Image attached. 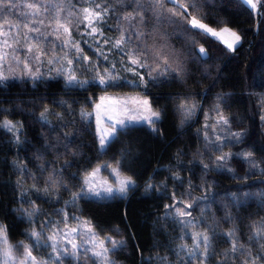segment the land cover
Here are the masks:
<instances>
[{"label": "trees", "instance_id": "trees-1", "mask_svg": "<svg viewBox=\"0 0 264 264\" xmlns=\"http://www.w3.org/2000/svg\"><path fill=\"white\" fill-rule=\"evenodd\" d=\"M99 1L108 9L104 33L135 34L125 51L129 54L139 45L135 57L152 68V72L147 67L139 69L146 80L155 75L156 58L163 65L160 52L170 57L173 69L177 65L179 69L150 81L147 88H137L133 82H139V77L124 71L115 72L120 79L106 90L96 83L69 87L61 75H43L35 82L31 77L0 82V125L5 121L15 125L12 131L0 127V224L7 228L8 241L33 243L27 238L33 228L39 230L49 217L62 220L67 211L90 219L101 237L124 241V247L113 253L122 264L187 262L186 252L177 255L182 251L179 246L191 248L193 235L205 232L215 233L213 254L206 264H243L249 249L253 254L264 252V240L249 239L264 226V7L253 10L241 0ZM153 3L161 6L153 8ZM179 5H184L187 15ZM131 13L138 14L137 31L125 29L124 18ZM192 16L203 17L215 28L236 30L240 45L231 51L211 36H193L192 31L198 30L191 29ZM201 47L207 52L204 57L199 54ZM108 51L104 61L89 57L108 69L117 57L127 58L113 45ZM102 92L147 93L153 108L161 111V119L153 126L137 124L126 129L101 152L92 110ZM184 102L198 107L181 124L184 114L178 108ZM82 111L91 116L82 118ZM221 115L229 119L228 125H217ZM231 133L243 136L231 142ZM226 153L232 156L223 170L217 169L216 156ZM245 153H251L255 167ZM116 160L122 163V175L135 181L127 195L107 201L78 198L73 205L72 197L84 186L86 171L105 162L115 167ZM48 187L51 192L45 193ZM186 204H193L187 209L191 215L178 216L176 207L183 210ZM33 207L40 213L29 218L26 213ZM57 210L63 211L56 215ZM181 219L190 223L181 224ZM232 229L244 255H224L230 253L232 239L226 233ZM190 264L200 261L193 258Z\"/></svg>", "mask_w": 264, "mask_h": 264}, {"label": "snow or ice", "instance_id": "snow-or-ice-1", "mask_svg": "<svg viewBox=\"0 0 264 264\" xmlns=\"http://www.w3.org/2000/svg\"><path fill=\"white\" fill-rule=\"evenodd\" d=\"M111 0H108V3H110ZM165 2H171V0H165ZM241 2H244V0H241ZM247 5H250L253 10L257 9V4L261 7H264V0H246ZM153 8H158L161 5L159 3H153L151 5ZM189 6L195 7L196 5L190 4ZM16 4L14 3V0H0V9H3L5 11H9L12 8H15ZM27 7L33 9L31 15L34 17H38L40 13V5L39 0H32V3L28 4ZM179 8L184 10L185 15H187V9L184 7V5H179ZM108 11L107 4L101 5V4H95L93 9L84 8V20L87 21L86 28H91V33H87L89 35L99 33V35H103L102 32L99 31V24L104 19V15ZM203 17L200 19H197L196 17H192V19L189 21L191 25L192 30H198V31H192V35H204L205 38L208 36L219 38L221 42L226 44V47L229 50H235L240 45L241 42V36L234 31H231L228 27H223L219 31H216L212 27H209L207 24L202 23ZM175 23L176 21H171ZM25 27H29V25L25 24ZM18 27V26H17ZM60 27H63V25H60ZM65 32H68V29H64ZM31 31H39L38 28H31ZM185 31L188 32L189 29L185 28ZM228 33L231 36V41H225L223 40V34ZM0 35L7 36V32L0 31ZM70 35V33H69ZM135 34L132 32H127L121 34L120 39L115 41V44L113 45V48L116 49L118 52L126 53L125 49L127 46H130L132 44V40L134 38ZM110 39L105 38L104 43H109ZM17 43L19 41L17 40ZM71 43V42H70ZM98 47H99V42ZM4 45L7 47V40L4 41ZM29 53H31L32 49H28ZM46 51V50H44ZM75 51L78 53L74 58L68 59V64L70 65H80L83 67V64L81 63L84 60H88L89 64L85 70H94L96 71L97 75L99 76V79L97 80L95 77H93L91 80H80L78 77L74 74L75 73V66L68 70L67 76H66V84L69 87H81L84 88L89 83H96L98 84L102 89H107L108 87H112L116 85V82L120 79L119 76L115 75V63H113L112 68L108 69L105 68V71L103 73L100 72L99 67L96 65L94 61L89 60L87 56L83 55V50L79 47L78 44L75 45ZM140 51V47L137 44L135 46V49L133 51L132 57H129V65L127 66V70L132 72L134 76L139 77V82H133L136 83V87L140 88L141 85H143L144 88H147L150 81H155L159 79L161 76H169L172 75L173 72L177 71L179 69V65H177L176 69H173L170 64V57L165 55V53L160 52L158 55L164 57L163 59V65L161 66L160 60L156 58L157 68L155 70V75H150L149 78L146 80L145 76L141 74L138 69L140 68H149V71L152 72V68L148 63H143L139 58H133L136 56V53ZM14 53H16L17 61H19V50L14 49ZM199 54L201 57H204L207 55L206 49L204 47H201L199 49ZM8 53L5 52L3 54H0V60L6 59ZM67 55V53H66ZM97 56H103L104 60L108 59V56L102 51L98 50L96 53ZM145 59L150 58V52L146 49L144 52ZM35 59L39 62L40 56H36ZM52 60H49V63H52ZM133 65L135 67H133ZM24 66L25 68L29 69V74L31 76V79L35 82L38 80H41L43 78V73H40L39 70L36 72H32L30 65L28 63L27 58L24 59ZM162 67V70H161ZM182 72V69L180 70ZM57 76L64 75L63 68L56 70ZM55 78V77H53ZM7 79V77L0 76V82L2 80ZM145 98L136 100V103L140 105L141 109L148 113V115L143 116H131L127 121L125 120H117L115 123H112L109 125L110 131L103 133L99 138V145H100V151L106 152L107 148L111 146V144L116 140L117 135L126 129L133 127L137 124H148L149 126L155 125L158 121L161 119V111L154 109L152 102L146 98L147 93L143 94ZM99 107V105H97ZM198 105L195 103H192L191 105H188L187 102L181 103L179 105L178 111L182 112L184 114V119L181 121V124H183L186 120H188L192 115L195 114V111L197 109ZM47 111V109L45 110ZM82 118H88L91 116V113L87 112H81ZM262 120H264V117H261ZM41 120L44 123H47V120L45 118V114L41 113ZM99 122V121H98ZM230 123L229 119L223 115L220 116L219 120L217 121V125H228ZM0 127L7 128L8 131H12L15 125H13L10 121H5ZM205 129L208 128V125L206 124ZM153 131H156V129L153 127ZM243 133H231L232 141L231 142H239V140L242 138ZM205 139H208L207 132H205ZM217 140H222L224 143H228L229 141L227 138H222L220 136L216 137ZM17 142H19V138H17ZM216 151L220 150L219 146L215 147ZM244 158L248 160L250 163H253V166L256 165L254 162L251 161V153H245L243 154ZM232 156L231 153H226L223 155L216 156L215 164L216 168L223 170L224 166L228 163L230 157ZM109 164L105 162L104 164L98 165L96 168H94L91 172L85 173V177L83 180V185L80 187V191L75 193L72 197L73 205L75 201L78 198H87L95 201H107L111 199L116 198H123L127 195V193L135 186V181L132 179L131 176H122V163L120 160H116L115 167L112 168L111 173L109 174L111 176H115L116 179H113L110 184L107 186H100L97 187V183L94 180V177L100 173L101 171H105L109 168ZM205 169H209L208 164H204ZM228 171H232L231 168L227 169ZM179 179V177H176ZM107 183V182H105ZM60 187L61 185H57ZM86 186V187H85ZM63 187L66 189L67 186L63 185ZM152 185L149 184L148 188H151ZM45 193L51 192V187L44 189ZM264 196V194H261ZM23 196V193H22ZM206 198V197H205ZM166 208H172L176 207V205H165ZM193 207V204H186L184 205L183 210L179 207H176V214L178 216H190L191 213L187 211L188 208ZM60 211L63 210H57L55 212L56 215L60 214ZM40 213V209L33 207L32 211L27 212L26 215L31 218L34 215H38ZM230 219V217H228ZM71 220H75L77 222L76 227L69 228V222ZM181 224H187L190 223V221L186 220H179L178 221ZM53 225L55 231L52 232L51 235L47 236L46 239H42L44 235V229L48 228L49 225ZM63 224L64 228H60V225ZM67 229V230H65ZM235 229L230 230L226 235L232 239L231 249L230 253H225L224 255L227 256L231 254L233 257H235V254L240 253L241 255L245 254V250L242 245L238 243L237 238L235 237ZM71 237L72 239H69ZM215 237V233L212 232L211 235H209L207 232L205 233H196L193 235V246L191 248L188 247V245L182 244L180 245V250L178 251V256H183L186 252V255L188 257L187 262L184 260H181L180 264H190L191 259L195 258L200 261V264H206V261L211 258L213 254V246L212 242ZM28 239L34 241L31 244L24 245L22 242L19 245H10L8 242V233L7 228L0 224V240L3 241L4 248L0 250V264H14V262L18 261L19 264H65V260H73L79 262L82 258L85 261V264H116V262L112 259H110V254L114 253L117 248H123L125 245V242L122 240L119 241H113L111 240V237H103L101 238L100 233L96 230V227L92 224V221L84 220L81 221L79 217L70 216L67 211L63 212V219L62 220H56L53 221L51 217L46 219L40 226V229L37 230L36 228H33L30 235L27 237ZM250 241H261L264 240V226L259 227L256 229V231L249 237ZM63 240L64 243L62 244L60 241ZM73 240H78V243L72 242ZM50 242V243H49ZM70 244L71 248L69 249L65 245ZM41 245L43 247L51 248V252L48 253V259H39L38 256L33 255L34 251H37ZM110 245V246H109ZM20 247H23L24 253L22 258L16 253L19 252ZM201 247H203V252L200 251ZM261 247H264V244H261ZM157 259H160L163 261L164 258L158 257ZM264 264V252H256L253 254L251 250H248L246 259L243 261V264Z\"/></svg>", "mask_w": 264, "mask_h": 264}, {"label": "rangeland", "instance_id": "rangeland-1", "mask_svg": "<svg viewBox=\"0 0 264 264\" xmlns=\"http://www.w3.org/2000/svg\"><path fill=\"white\" fill-rule=\"evenodd\" d=\"M171 1L177 2V0ZM14 3L16 4V7L9 11L0 9V31L8 33L7 36L0 35V54L5 52L8 53L6 59L0 60V76L7 78L31 77L29 69L24 66V59L27 58L31 71L36 72L39 70V72L43 73L44 76L57 75L56 70L63 68L65 74L61 76L66 79L68 70L75 66L74 74L78 77V79L90 80L93 77L97 80L99 79L96 71L85 70L89 64L88 60L81 62L83 67L80 65L68 64V59L74 58L78 55L75 51L76 44H78L83 50V55L93 61V59H90L89 56L96 55L98 50H102L108 56V46L114 45L115 41L121 37V34H118L117 32L110 35L102 31V27H104L103 25H106L105 15L104 19L99 24V31L102 32L103 35H99V33L92 35L87 34L91 33V28H86L87 21L84 20L85 14L83 9H93L95 4H101L99 0H39L41 14L38 17L32 16L31 13L33 9L27 7L28 4L32 3V0H14ZM258 6L259 5L257 4V9ZM137 16L138 14L135 13L125 16V29L129 28L134 31L138 30V28L135 27ZM201 22L205 23L203 21ZM25 24L29 25V27H25ZM60 25H63V27H60ZM208 26L212 27L210 25ZM33 27L38 28L39 31H31V28ZM223 27L212 28L219 31ZM65 28L68 29V32H65ZM231 31L237 32L234 29H231ZM105 38H109L110 42L107 44L104 43ZM214 39L221 42L219 38ZM231 39L232 38L228 33L223 34V40L230 42ZM5 40H7V47L4 45ZM17 40L19 43H17ZM97 42H99V47ZM221 43L226 47L225 43ZM82 45H85L87 48H83ZM29 48L32 49L31 53L28 51ZM14 49L19 50L20 62L17 61L16 53L13 52ZM128 53L129 54L121 53L123 56L126 55L127 58L117 57L114 59L112 63H115L116 65L114 70L115 72L118 73L119 71H124L133 75L132 72L127 70L129 57H132L133 52L131 50ZM38 55L40 56L39 62L35 59ZM96 57H101L102 61H104L103 56L96 55ZM49 60H52L53 62L49 63ZM94 62L99 67L100 72L103 73L105 71L103 62H98L96 58L94 59ZM133 67L135 66L133 65ZM143 98L145 97L142 92H102L98 96L92 110L98 141L103 133L110 131L109 125L115 123L117 120L127 121L131 116L148 115V113L144 112L140 105L136 103V100ZM97 105H99V107H97ZM113 167L114 166H110L107 170L101 171L94 177L97 187L102 185L107 186L113 179H116L115 176L110 177L109 175ZM80 220L84 221L85 219ZM76 224L77 222L75 220H71L69 222V228L76 227ZM60 228H64V225L61 224ZM53 231H55V229L53 225L50 224L42 239H46ZM107 237H111V240L113 241L121 240L120 238L114 236ZM69 239L72 238L69 237ZM8 242L10 245L21 244V242ZM60 242L62 244L64 243L63 240ZM72 242L78 243L79 241L73 240ZM22 243L24 245L30 244L26 242ZM65 246L69 249L71 248L70 244ZM3 248V241L0 240V250ZM51 251L50 247L45 248L41 245L37 251L33 252V255L38 256L39 259L46 260L48 259V253ZM23 253L24 249L23 247H20L19 252L16 253V255L22 258ZM110 259L114 260L116 264H122L120 261L113 258V253L110 254ZM14 264H19V262L16 261ZM65 264H85V261L83 258L79 262L66 259Z\"/></svg>", "mask_w": 264, "mask_h": 264}, {"label": "crops", "instance_id": "crops-1", "mask_svg": "<svg viewBox=\"0 0 264 264\" xmlns=\"http://www.w3.org/2000/svg\"><path fill=\"white\" fill-rule=\"evenodd\" d=\"M244 3L247 5L246 0H244ZM248 6L251 7L250 5H248Z\"/></svg>", "mask_w": 264, "mask_h": 264}, {"label": "built area", "instance_id": "built-area-1", "mask_svg": "<svg viewBox=\"0 0 264 264\" xmlns=\"http://www.w3.org/2000/svg\"><path fill=\"white\" fill-rule=\"evenodd\" d=\"M258 5H259V3H258Z\"/></svg>", "mask_w": 264, "mask_h": 264}]
</instances>
